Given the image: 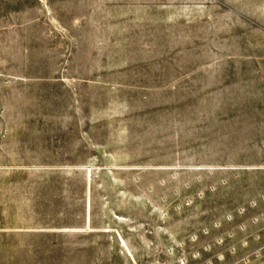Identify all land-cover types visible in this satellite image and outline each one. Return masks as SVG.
I'll return each mask as SVG.
<instances>
[{
  "label": "rangeland",
  "instance_id": "rangeland-1",
  "mask_svg": "<svg viewBox=\"0 0 264 264\" xmlns=\"http://www.w3.org/2000/svg\"><path fill=\"white\" fill-rule=\"evenodd\" d=\"M0 264H264V0H0Z\"/></svg>",
  "mask_w": 264,
  "mask_h": 264
}]
</instances>
